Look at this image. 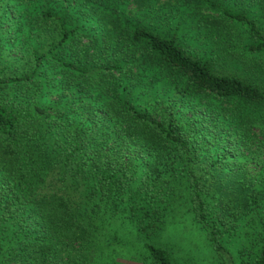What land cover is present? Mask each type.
Returning <instances> with one entry per match:
<instances>
[{
	"label": "trees",
	"instance_id": "obj_1",
	"mask_svg": "<svg viewBox=\"0 0 264 264\" xmlns=\"http://www.w3.org/2000/svg\"><path fill=\"white\" fill-rule=\"evenodd\" d=\"M137 1L0 0V264H264V0Z\"/></svg>",
	"mask_w": 264,
	"mask_h": 264
},
{
	"label": "rangeland",
	"instance_id": "obj_2",
	"mask_svg": "<svg viewBox=\"0 0 264 264\" xmlns=\"http://www.w3.org/2000/svg\"><path fill=\"white\" fill-rule=\"evenodd\" d=\"M137 0H129L127 8L135 10L138 6L144 8L143 3H137ZM174 0H154L156 5L172 4ZM137 4V5H136ZM130 225L125 221L120 224V230L125 232V225ZM114 228L115 225H112ZM132 228V227H131ZM133 229V228H132ZM123 236V234H122ZM132 242L134 245H144V242L165 246L171 254L175 264H225L226 259L219 256L213 249L209 239L206 236L204 229L201 228L191 213L187 211L180 203L172 206L166 213L164 221L159 229L151 235L145 237L138 235ZM129 243V238L125 234L123 240ZM141 243V244H140ZM235 244L228 245L230 250L235 249ZM125 253L123 256H128ZM120 264V263H119ZM124 264H136L133 261L125 262Z\"/></svg>",
	"mask_w": 264,
	"mask_h": 264
}]
</instances>
